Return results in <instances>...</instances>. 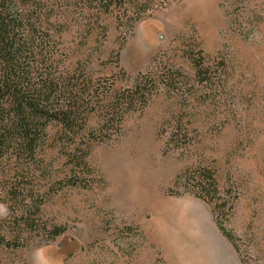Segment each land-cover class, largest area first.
Returning <instances> with one entry per match:
<instances>
[{"label":"rangeland","instance_id":"1","mask_svg":"<svg viewBox=\"0 0 264 264\" xmlns=\"http://www.w3.org/2000/svg\"><path fill=\"white\" fill-rule=\"evenodd\" d=\"M80 9L32 11L53 69L90 77L93 110L71 135L49 122L32 158L4 159L0 180L22 193L0 195V264H264V0ZM146 71L175 83L130 103ZM198 168L217 201L176 185Z\"/></svg>","mask_w":264,"mask_h":264},{"label":"trees","instance_id":"2","mask_svg":"<svg viewBox=\"0 0 264 264\" xmlns=\"http://www.w3.org/2000/svg\"><path fill=\"white\" fill-rule=\"evenodd\" d=\"M42 1L45 0H0V170L11 154L28 158L38 154L49 122L56 121L71 135L82 126L83 114L93 110L88 106L90 77L83 70L77 75L60 70L58 65L53 69L48 40L37 33L41 20L32 13ZM124 1L127 0H57V9L66 4L80 6L81 11L100 8L109 12L111 5ZM174 81L171 72L160 79L154 78L151 71L139 73L128 100L144 103L158 82L171 86ZM123 98L124 94L115 96L106 121L114 123L119 119L118 106ZM176 185L188 187L207 201L219 199L215 177L207 168L187 169L177 176ZM2 192L5 196L11 193L13 201L22 193L0 180V195ZM21 199L24 201L23 196ZM31 200L35 204L34 198ZM57 233L54 230L53 234ZM1 243L8 242L0 233Z\"/></svg>","mask_w":264,"mask_h":264},{"label":"bare ground","instance_id":"3","mask_svg":"<svg viewBox=\"0 0 264 264\" xmlns=\"http://www.w3.org/2000/svg\"><path fill=\"white\" fill-rule=\"evenodd\" d=\"M195 256H196V255H195ZM195 256H194V257H195ZM196 258H197V257H196ZM196 260H197V259H196ZM192 261H193V260H192ZM190 263H191V262H190ZM190 263H189V264H190Z\"/></svg>","mask_w":264,"mask_h":264}]
</instances>
